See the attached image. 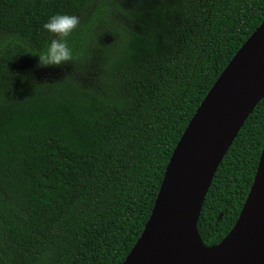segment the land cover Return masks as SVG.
I'll return each instance as SVG.
<instances>
[{"label": "trees", "instance_id": "1", "mask_svg": "<svg viewBox=\"0 0 264 264\" xmlns=\"http://www.w3.org/2000/svg\"><path fill=\"white\" fill-rule=\"evenodd\" d=\"M56 13L79 18L74 58L38 67ZM263 21L264 0H0V264H122L191 119ZM263 148L264 98L206 195V246L235 226Z\"/></svg>", "mask_w": 264, "mask_h": 264}, {"label": "water", "instance_id": "2", "mask_svg": "<svg viewBox=\"0 0 264 264\" xmlns=\"http://www.w3.org/2000/svg\"><path fill=\"white\" fill-rule=\"evenodd\" d=\"M264 98V21L197 109L168 163L151 216L122 264H264V148L240 216L217 245L198 231L218 167ZM209 249L196 261L194 246Z\"/></svg>", "mask_w": 264, "mask_h": 264}, {"label": "clouds", "instance_id": "3", "mask_svg": "<svg viewBox=\"0 0 264 264\" xmlns=\"http://www.w3.org/2000/svg\"><path fill=\"white\" fill-rule=\"evenodd\" d=\"M78 25V16L67 13L53 14L43 23V30L50 36L44 50L38 54V67L60 66L73 60L74 50L67 38Z\"/></svg>", "mask_w": 264, "mask_h": 264}, {"label": "rangeland", "instance_id": "4", "mask_svg": "<svg viewBox=\"0 0 264 264\" xmlns=\"http://www.w3.org/2000/svg\"><path fill=\"white\" fill-rule=\"evenodd\" d=\"M34 64L35 63H33V61H28L27 63H25L24 65H22V66H18L20 69H22V71H30L31 72V70L33 69V67H34ZM42 73V71L41 70H37V67H36V75H38V76H41L40 74ZM19 75V78L17 79V80H19V81H22V80H24V79H26V78H29L30 77V75L29 74H27V73H25V72H21V73H19L18 74ZM35 75V74H34ZM43 77V76H42Z\"/></svg>", "mask_w": 264, "mask_h": 264}, {"label": "bare ground", "instance_id": "5", "mask_svg": "<svg viewBox=\"0 0 264 264\" xmlns=\"http://www.w3.org/2000/svg\"><path fill=\"white\" fill-rule=\"evenodd\" d=\"M194 251L197 252L196 261L201 262L209 253V249L203 247L199 243H196L194 246Z\"/></svg>", "mask_w": 264, "mask_h": 264}]
</instances>
